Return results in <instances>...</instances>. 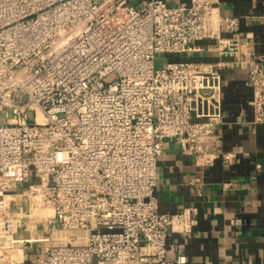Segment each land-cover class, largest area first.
<instances>
[{
  "label": "built area",
  "instance_id": "2783aa9c",
  "mask_svg": "<svg viewBox=\"0 0 264 264\" xmlns=\"http://www.w3.org/2000/svg\"><path fill=\"white\" fill-rule=\"evenodd\" d=\"M219 4L0 0V264L26 263L31 221L89 230L86 243L46 245L33 264L187 263L167 240L191 232L197 210H158L157 162L167 140L207 164L218 156L208 145L223 122L221 75L157 59L204 39L239 59L240 19ZM250 63L260 123L264 58ZM191 183L199 191L201 176Z\"/></svg>",
  "mask_w": 264,
  "mask_h": 264
},
{
  "label": "crops",
  "instance_id": "0c3cea01",
  "mask_svg": "<svg viewBox=\"0 0 264 264\" xmlns=\"http://www.w3.org/2000/svg\"><path fill=\"white\" fill-rule=\"evenodd\" d=\"M164 1L175 6L188 0ZM219 7L223 15L240 19L245 44L240 58L220 54L216 39L198 41L197 50L172 55L175 60L214 64L221 75L223 122L208 145L218 156L207 164L204 157L184 153L167 140L158 157L154 193L162 213L197 210L192 231L172 233L167 240L174 253L187 255L186 264H264V121L254 122L250 80L251 60L264 58V0H220ZM197 176L202 178L199 191L191 183ZM41 225L31 221L36 237L25 264L44 255L46 245L88 240L87 229L46 231Z\"/></svg>",
  "mask_w": 264,
  "mask_h": 264
},
{
  "label": "rangeland",
  "instance_id": "374dc122",
  "mask_svg": "<svg viewBox=\"0 0 264 264\" xmlns=\"http://www.w3.org/2000/svg\"><path fill=\"white\" fill-rule=\"evenodd\" d=\"M169 59H173L172 58V55H169V54H167V55H165V56H163V59H162V57H159L158 59H157V61L160 63V62H166V61H168ZM6 119H7V117H6V115H5V113L3 112V111H0V124H2V123H5L6 122ZM38 211H40V210H37V211H34L33 213H34V215L35 216H37L38 214H40ZM48 211H50V209H48ZM47 213V212H46ZM32 224H34V223H32ZM41 224V223H40ZM42 226V225H41Z\"/></svg>",
  "mask_w": 264,
  "mask_h": 264
},
{
  "label": "water",
  "instance_id": "95a60500",
  "mask_svg": "<svg viewBox=\"0 0 264 264\" xmlns=\"http://www.w3.org/2000/svg\"><path fill=\"white\" fill-rule=\"evenodd\" d=\"M134 5L138 4V0H131Z\"/></svg>",
  "mask_w": 264,
  "mask_h": 264
}]
</instances>
